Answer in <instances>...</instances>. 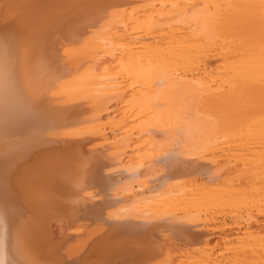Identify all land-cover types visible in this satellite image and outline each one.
Returning a JSON list of instances; mask_svg holds the SVG:
<instances>
[{
  "label": "bare ground",
  "instance_id": "bare-ground-1",
  "mask_svg": "<svg viewBox=\"0 0 264 264\" xmlns=\"http://www.w3.org/2000/svg\"><path fill=\"white\" fill-rule=\"evenodd\" d=\"M0 264H264V0H0Z\"/></svg>",
  "mask_w": 264,
  "mask_h": 264
}]
</instances>
